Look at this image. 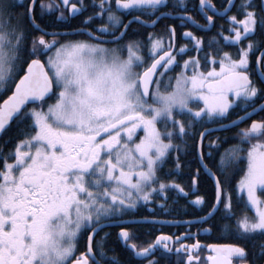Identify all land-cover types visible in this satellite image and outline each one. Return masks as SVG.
Instances as JSON below:
<instances>
[{"label": "snow or ice", "instance_id": "6c2138e0", "mask_svg": "<svg viewBox=\"0 0 264 264\" xmlns=\"http://www.w3.org/2000/svg\"><path fill=\"white\" fill-rule=\"evenodd\" d=\"M165 4L167 12L161 10ZM89 9L79 28L68 31L58 23ZM193 9L205 23L189 15L187 0H0V96H6L0 103V264H129L133 256L138 264H234L233 258L259 264L264 0H221L219 7L198 0ZM173 15L180 26L203 30L221 19L208 38L212 51L205 52L203 39L191 31L182 34L188 43L176 49L170 23L167 45L160 34L145 40L128 33L133 23L155 26ZM220 36L236 46L234 53L219 48ZM192 50L197 55L183 59ZM206 65L211 67L203 70ZM233 110L237 118L225 123ZM233 128L231 136L216 135L205 145L213 133ZM229 140L234 142L224 147ZM185 167L188 191L176 182ZM239 173L243 214L233 229L227 222L235 215L228 185ZM201 176L211 182L213 200L209 206L206 197L196 196L189 203L210 210L184 224H207L200 230L218 227L251 240V261L237 244L207 245L211 254L204 259L199 241L181 243L198 233L157 235L146 246L135 242L130 224L166 222L124 217L141 205L149 212V205L165 207L169 191L187 198ZM221 205L224 222L212 223ZM108 226L119 227L116 239L130 250L127 260L107 255L110 233L97 239Z\"/></svg>", "mask_w": 264, "mask_h": 264}, {"label": "flooded vegetation", "instance_id": "af4514ba", "mask_svg": "<svg viewBox=\"0 0 264 264\" xmlns=\"http://www.w3.org/2000/svg\"><path fill=\"white\" fill-rule=\"evenodd\" d=\"M86 3H89L90 0H85ZM198 3V0H187V4L189 9H192V11L189 12V15H193L194 19L197 23L203 24L205 23L204 19L198 15L195 14V11L193 9V5ZM213 3L216 4L218 7L221 4V0H213ZM161 10L167 12L169 10V5L165 4L161 6ZM91 10L89 9L84 13V15L76 14L75 17L71 18L69 21L64 22L60 21L58 23H61L63 28L65 30H72L79 28L81 26V21L84 19L85 15H88ZM139 14V13H136ZM211 14V13H210ZM231 14V13H229ZM67 15V13H65ZM125 21L128 19H131V15L129 13H124ZM142 19H146L147 17L141 16ZM154 18V17H152ZM51 19V17H49ZM81 19V20H80ZM77 20V21H76ZM172 24L174 27H176V38L174 42V47L176 49H179L180 46L188 43L185 39L182 38V34L185 31H191L196 37L202 38L204 41V51L210 52L212 49L208 48V38L212 37L214 34H216L219 30L220 25L223 23V21L219 18L216 19V26L211 27L209 30H203L200 28H197L195 24H190L188 26H180L179 18L175 15L169 16L166 19L162 18L157 22L155 26H144L139 25L137 23H133L130 28L128 29L129 35H136L138 37H142L145 40H147L148 34L153 33L154 35L160 34L164 36V43L165 45L168 44V33L165 29V24ZM224 35H228L227 32V25L224 24ZM49 39H51L49 37ZM220 45L219 48L222 49V51L227 52H235L236 46L224 42L223 36L219 37ZM245 45L248 43V41L244 42ZM217 47L214 45V48ZM145 54H147V48L145 49ZM197 53L192 50L189 55H185L183 59H189V56H196ZM204 53H200L199 56L202 59ZM252 62L255 63V56L252 57ZM218 69V64L215 65ZM211 65H206L203 70H208ZM179 69H177L178 71ZM169 76L173 77V83H174V77L175 72L169 73ZM167 78V77H166ZM242 114V113H239ZM238 115V110H233L231 112V115L224 121L225 123L229 122L232 119H236ZM261 115H264L262 113ZM253 119H260V116H254ZM251 123V120H248L246 123H241L239 127L243 128L246 127L248 124ZM214 126V125H209ZM215 137V136H214ZM212 137L211 139H213ZM222 137V136H221ZM209 139V140H211ZM184 173L189 175V169L185 167L183 169ZM202 178H205L202 176ZM185 190H189V184L184 185ZM212 184H208L206 186H202L200 183L197 188L191 189L190 195L185 198L184 196L180 195L179 193H175L172 191H169L168 193V202L165 205V207H159L158 205H149L148 207H151L154 209V211L149 212L147 207H144L141 205L139 207V210L136 212L135 215H130L124 217V220L131 221V220H138L142 218H148L149 220L155 219L158 221H165L166 223H157V224H148V223H133L130 224L129 230L133 233L135 242L140 244L141 246H146L147 243L154 241L157 235H168L173 237H179L182 236L184 233H198L195 237L189 236V238L181 239V243L186 244H192L199 241V243L203 246V252L201 253V256L206 259L208 255H210V251L207 248V245H226V244H237L238 246H243L246 249V252L248 253L247 257L245 258L248 261H251L253 259V245L251 240H245V239H238L234 234L233 231H227L222 232L218 227L213 228L210 232H205L200 229L207 228L208 225L204 224H196L193 223L190 227L184 224V221L187 220H196L197 217L204 215L207 211L210 210V204L213 200V194L211 192ZM176 197V202L173 203V197ZM196 196H202L206 197L208 200L209 206H196L194 204L189 203V201L195 200ZM232 206L233 211L236 215V202L234 199V196L232 195ZM223 206L221 205V211L217 212L215 214V217L211 221L212 223H223L224 221L220 220V217L222 215ZM235 215L227 221L229 224L233 226L235 224ZM119 227L117 226H108L103 229V231L100 232L97 239L100 238V236H103L104 233H110L107 237V242L105 244V248L108 250L107 255L112 256L113 254H116L120 259L127 260L128 252L130 250L126 249L123 245V242H118L116 239L117 233L119 232ZM257 240H259V236L256 237ZM82 250V249H81ZM114 250V251H113ZM256 253L258 256L261 254L259 253V249H256ZM174 260V257L172 258ZM234 259V264H240V261L237 258ZM129 264H138V258L132 257ZM146 264V262H145ZM259 264H264V257H262L259 261Z\"/></svg>", "mask_w": 264, "mask_h": 264}, {"label": "trees", "instance_id": "16d2710c", "mask_svg": "<svg viewBox=\"0 0 264 264\" xmlns=\"http://www.w3.org/2000/svg\"><path fill=\"white\" fill-rule=\"evenodd\" d=\"M38 2H39V0H38ZM80 20H81V19H80ZM76 21H77V20H76ZM60 24H61V23H60ZM48 27H49V29L51 30V29L54 27V25H52L51 23H49V24H48ZM8 94H9V93H8ZM5 97H6V96H0V101H1L3 98H5ZM235 131H237V129L233 128V129H231V131L228 132V133H224V132L213 133L212 136L207 137V138L205 139L204 143H205V145H207L208 142L210 141L209 139H211L212 137H214V136H216V135H219V136H222V137L225 136V135L231 136V133H232V132H235ZM9 135H11V133H9ZM189 142H191V141H189ZM232 142H234V141H232V140L226 141V142L224 143V147H227V146H228V143H232ZM221 150H222V149H221ZM184 159H186V160H192V157H191V156H189V157H184ZM167 167H168V166H166V168H167ZM192 170H193V171L195 170V163H194V161H193V163H192ZM240 175H242V173H239V174L235 175L234 177H232V178H231V182H230V184L228 185V187H230L231 189H233V196H234V199H235V202H236V215H235V219H236L238 216H240V215L243 214V207H242V202H241V196H239V194L237 193V189H236V184H237V181H238ZM176 177H178V178L176 179V182L181 183V184H184V185H187V184L190 185V179L188 178L189 175L186 174V173H184L183 169H182L180 172L176 173ZM204 177H205V178H202V176H201L200 184H201L202 186H206L207 183H208V184H211V182L206 178V176H204ZM166 179H173V177H167ZM221 179H223V178H221ZM248 214H249V215H252V211H249ZM234 225H235V224H234Z\"/></svg>", "mask_w": 264, "mask_h": 264}, {"label": "rangeland", "instance_id": "374dc122", "mask_svg": "<svg viewBox=\"0 0 264 264\" xmlns=\"http://www.w3.org/2000/svg\"><path fill=\"white\" fill-rule=\"evenodd\" d=\"M109 46H112V45H109ZM165 80H167V78H165ZM161 88H162V90H163V85L161 86ZM3 99H4V98H3ZM3 99H2V100H3ZM2 100H1V101H2ZM1 101H0V102H1ZM140 134L142 135L143 133L141 132ZM239 179H240V177H239ZM239 179H238V180H239ZM237 182H238V181H237ZM236 185H237V184H236ZM236 189H237V187H236ZM237 193L239 194V196H241V193L239 192L238 189H237ZM244 199H246V197H244ZM253 214H254V213L252 212V215H253Z\"/></svg>", "mask_w": 264, "mask_h": 264}, {"label": "water", "instance_id": "95a60500", "mask_svg": "<svg viewBox=\"0 0 264 264\" xmlns=\"http://www.w3.org/2000/svg\"><path fill=\"white\" fill-rule=\"evenodd\" d=\"M68 31H71V30H68ZM9 94H10V93H9ZM5 98H6V97H5ZM5 98H4V99H5ZM2 102H3V100H2L0 103H2ZM209 127H212V126H209Z\"/></svg>", "mask_w": 264, "mask_h": 264}, {"label": "bare ground", "instance_id": "6f19581e", "mask_svg": "<svg viewBox=\"0 0 264 264\" xmlns=\"http://www.w3.org/2000/svg\"><path fill=\"white\" fill-rule=\"evenodd\" d=\"M122 259H123V258H122ZM122 259H121V260H122ZM124 260H125V259H124Z\"/></svg>", "mask_w": 264, "mask_h": 264}]
</instances>
